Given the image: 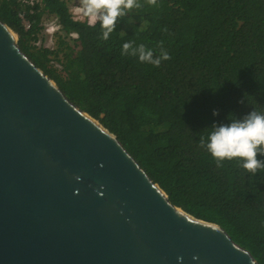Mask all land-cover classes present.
I'll return each mask as SVG.
<instances>
[{"label": "trees", "instance_id": "1", "mask_svg": "<svg viewBox=\"0 0 264 264\" xmlns=\"http://www.w3.org/2000/svg\"><path fill=\"white\" fill-rule=\"evenodd\" d=\"M140 3L107 41L98 23L74 19L67 0L32 6L0 0V20L65 96L118 138L172 204L219 225L264 264V170L252 175L236 159L217 167L199 146L213 124L264 112V0ZM44 16L55 18L62 34L55 50L35 44ZM130 40L157 55L162 41L172 58L154 67L122 56Z\"/></svg>", "mask_w": 264, "mask_h": 264}, {"label": "water", "instance_id": "2", "mask_svg": "<svg viewBox=\"0 0 264 264\" xmlns=\"http://www.w3.org/2000/svg\"><path fill=\"white\" fill-rule=\"evenodd\" d=\"M0 264H258L172 204L0 20Z\"/></svg>", "mask_w": 264, "mask_h": 264}, {"label": "clouds", "instance_id": "3", "mask_svg": "<svg viewBox=\"0 0 264 264\" xmlns=\"http://www.w3.org/2000/svg\"><path fill=\"white\" fill-rule=\"evenodd\" d=\"M146 3L158 6V0H146ZM141 7L140 0H80L81 14L100 25L101 39L105 41L110 38L121 18ZM158 48L157 55L154 49L130 40L122 44L121 55L160 67L162 61L172 57L163 47L162 41L158 43ZM213 115H218V112L213 110ZM229 121L207 128L210 131L207 136H200L199 146L210 154L217 167H222L225 161L236 159L252 175L264 170V160L258 158V155L264 156V112L253 109L243 118L233 117Z\"/></svg>", "mask_w": 264, "mask_h": 264}, {"label": "rangeland", "instance_id": "4", "mask_svg": "<svg viewBox=\"0 0 264 264\" xmlns=\"http://www.w3.org/2000/svg\"><path fill=\"white\" fill-rule=\"evenodd\" d=\"M70 12L73 15L74 19L81 21H88L90 24H93L94 21L91 18L85 17L81 14L80 11V0H67ZM43 30L39 34L38 41L35 43L36 47H45L52 50L57 48V40L61 34L59 28L56 24V20L53 17L44 16L42 19ZM58 28V29H57ZM18 38V35L15 34ZM53 68L61 70L62 66L58 61H51Z\"/></svg>", "mask_w": 264, "mask_h": 264}, {"label": "built area", "instance_id": "5", "mask_svg": "<svg viewBox=\"0 0 264 264\" xmlns=\"http://www.w3.org/2000/svg\"><path fill=\"white\" fill-rule=\"evenodd\" d=\"M19 1H20L21 3H23V4H27V5L32 6V5H34L35 3L39 2L40 0H19ZM18 17H19V19H20V21H21L22 26H23L26 30L29 29L30 24H29V22L26 20V18H25V14H24V13H19ZM57 26H58V25H57ZM58 28H59V26H58ZM58 28H57V29H58Z\"/></svg>", "mask_w": 264, "mask_h": 264}]
</instances>
